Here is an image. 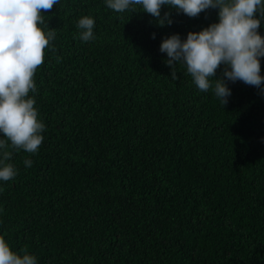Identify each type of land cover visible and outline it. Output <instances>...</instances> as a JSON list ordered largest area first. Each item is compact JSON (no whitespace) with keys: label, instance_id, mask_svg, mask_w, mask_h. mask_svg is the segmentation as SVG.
<instances>
[{"label":"trees","instance_id":"trees-1","mask_svg":"<svg viewBox=\"0 0 264 264\" xmlns=\"http://www.w3.org/2000/svg\"><path fill=\"white\" fill-rule=\"evenodd\" d=\"M217 11L172 10L158 27L104 0L41 10L57 32L34 75L44 140L35 154L9 146L18 174L0 183L12 251L38 264H264V93L229 82L223 107L182 65L171 79L159 51ZM85 15L94 41L78 38Z\"/></svg>","mask_w":264,"mask_h":264},{"label":"clouds","instance_id":"clouds-1","mask_svg":"<svg viewBox=\"0 0 264 264\" xmlns=\"http://www.w3.org/2000/svg\"><path fill=\"white\" fill-rule=\"evenodd\" d=\"M60 0H0V183L12 180L18 170L11 163L9 146L35 154L44 140V122L35 107L37 86L34 75L44 63V50L56 39L41 10H51ZM116 13L150 14L158 27L171 26V11L195 18L208 9H217V22L186 38L172 34L161 40L159 51L176 80L177 64L186 68L192 82L202 91L210 89L223 107L232 90L228 83L243 82L264 93V0H104ZM168 8L164 12L162 9ZM47 27V31L44 27ZM95 18L85 15L77 22L78 38L94 41ZM155 39V34L152 35ZM223 66L220 78L217 70ZM32 93V95H29ZM10 142V143H9ZM26 167L33 161L26 159ZM3 189L0 188V191ZM23 251V250H22ZM0 264H38L36 256L11 250L0 235Z\"/></svg>","mask_w":264,"mask_h":264}]
</instances>
